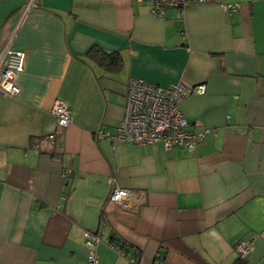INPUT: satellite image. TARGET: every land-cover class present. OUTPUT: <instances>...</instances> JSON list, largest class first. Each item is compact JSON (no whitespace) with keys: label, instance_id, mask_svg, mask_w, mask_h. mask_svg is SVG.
<instances>
[{"label":"crops","instance_id":"0c3cea01","mask_svg":"<svg viewBox=\"0 0 264 264\" xmlns=\"http://www.w3.org/2000/svg\"><path fill=\"white\" fill-rule=\"evenodd\" d=\"M150 8L0 0V55L25 54L19 93L0 94V264H88L90 251L97 264H129L123 252L135 264H236L240 241L264 264V0L189 1L163 18ZM92 47L120 66L98 64ZM132 77L205 85L180 104L191 131L209 130L195 148L97 137L115 133ZM113 186L129 191L123 203Z\"/></svg>","mask_w":264,"mask_h":264},{"label":"built area","instance_id":"2783aa9c","mask_svg":"<svg viewBox=\"0 0 264 264\" xmlns=\"http://www.w3.org/2000/svg\"><path fill=\"white\" fill-rule=\"evenodd\" d=\"M149 1H151L150 11L152 15L163 18L165 8L168 6L183 10L189 1L203 2L204 0ZM24 57L23 51L11 48H5L0 55V94L16 96L19 93L20 87L16 78L24 68ZM205 89L204 84L188 86L178 81L162 86L141 78H129L126 83L123 115L115 133L96 131V135L99 138L107 136L112 142L159 143L166 150L173 147L193 149L209 130L205 128L199 132L191 131L188 119L180 110V104L188 94L201 95ZM51 111L58 127L67 126L72 120L69 107L60 100L54 102ZM128 194L127 189L113 186L109 200L121 204L128 197ZM85 237L88 245H94L99 240L97 235L90 232H86ZM235 249L238 256L245 257L250 248L240 241L236 243ZM123 253L129 264H135L134 258L130 254ZM86 259L88 264L98 263V259L92 251L88 252Z\"/></svg>","mask_w":264,"mask_h":264},{"label":"trees","instance_id":"16d2710c","mask_svg":"<svg viewBox=\"0 0 264 264\" xmlns=\"http://www.w3.org/2000/svg\"><path fill=\"white\" fill-rule=\"evenodd\" d=\"M90 58L95 60L98 64L102 65L105 68L116 69L120 66V56L117 54L106 53L98 48L92 47L87 54ZM114 244L118 247L123 248L122 244H119L116 241H113ZM127 251V248H124ZM236 264H249L244 257L238 256L236 259Z\"/></svg>","mask_w":264,"mask_h":264}]
</instances>
